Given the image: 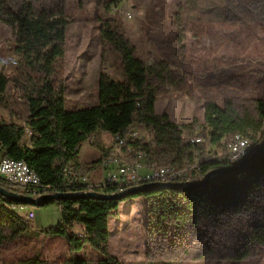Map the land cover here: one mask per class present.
<instances>
[{
	"label": "trees",
	"instance_id": "obj_1",
	"mask_svg": "<svg viewBox=\"0 0 264 264\" xmlns=\"http://www.w3.org/2000/svg\"><path fill=\"white\" fill-rule=\"evenodd\" d=\"M46 1L45 5H38L35 0H0V21L14 31L16 74L21 79L27 105L25 125L0 118V157L24 160L36 172L41 184L51 186L49 193L82 191L83 185L70 182L71 175L74 172L77 176L87 175L99 163L97 160L84 165L77 158L86 140L100 146L102 131L113 137L117 134L125 137L130 127L145 131L151 138L126 141L122 151L125 153L127 146L143 151L147 164L196 163L199 177L192 182L199 181L212 169L238 164L249 155L230 163L228 157L212 158L209 145L227 148L233 134L241 133L252 139V148H256L255 137L264 126V96L250 100L225 99L222 105L207 100L201 129L197 128L196 118L177 125L166 113H156L154 108L155 86L166 79L165 65L145 63L135 55L130 42L108 23L101 29L102 37L118 55L122 78L115 81L100 73L96 102L88 107L67 109L63 88L56 87L52 78L56 60L65 53L66 28L71 20L65 15L62 0ZM178 40L182 43L181 35ZM7 91L8 77L0 66V105L7 106ZM26 127L31 131L30 136L26 135ZM192 137L201 140L191 142ZM134 158V154L128 153L129 161ZM118 189L117 185H107L98 192L111 193ZM256 194L263 198L262 212L258 211ZM137 197L147 201L150 237L163 239L170 249L189 245L190 239L203 238L205 250L197 251V257L202 258L218 256L213 248L221 238L222 215L231 218L242 211L248 213L252 221L249 233L238 230L244 249L230 256L245 258L249 247L264 243V149L248 163L211 176L204 186L134 191L114 200L93 197L53 200L48 204L57 205L60 219L43 232L66 241L70 257L63 264H90L88 259L74 256L85 244L98 250L100 257L95 264H123L108 251V217L116 215L120 202ZM18 204L35 207L0 195V243L13 241L23 234L38 235L28 229L25 212L11 208ZM73 224L80 225L81 233L72 230ZM205 226L213 231L206 232ZM212 241L215 245H211ZM40 262L34 255L0 264Z\"/></svg>",
	"mask_w": 264,
	"mask_h": 264
},
{
	"label": "rangeland",
	"instance_id": "obj_2",
	"mask_svg": "<svg viewBox=\"0 0 264 264\" xmlns=\"http://www.w3.org/2000/svg\"><path fill=\"white\" fill-rule=\"evenodd\" d=\"M62 2L71 22L66 28L65 53L56 60L52 80L56 87L63 88L67 109L88 107L96 102L100 73L112 80L122 78L118 55L102 37L104 23L115 27L145 63L157 67L165 65L166 79L155 86L154 108L156 113H166L177 125L196 118L197 128L201 129L207 100L222 105L225 99L250 100L264 96V0ZM35 3L45 5L47 1L35 0ZM13 33L11 26L0 21V66L8 77L9 94L7 106L0 105V118L24 125L27 105L21 79L16 74ZM180 35L182 43L178 40ZM136 130L145 138H151L145 131ZM101 136L100 146L86 140L79 157L94 163L107 149H116L112 135L103 133ZM255 140L256 147L263 150L264 126ZM248 141L252 151L254 141L250 138ZM208 148L212 158L228 157L225 147L209 145ZM103 173L102 166L97 165L88 176L89 181L97 183ZM192 175L194 179L199 177L197 170ZM262 199L256 194L259 212L263 211ZM31 208L35 218L27 219L28 229L38 235L23 234L13 241L0 243V262L37 255L40 264H63L70 257L66 241L43 232L60 219L57 205ZM146 209V199L137 197L120 202L116 215L108 217V251L123 264H150V261L153 264H264V243L260 247H249L245 258H230L244 249L238 230L249 233L251 229L252 221L244 211L231 218L221 216V238L213 248L218 256L202 258L197 257V251L205 250L203 238L196 237L189 240V245L170 249L161 241L163 239L150 237ZM203 229L213 231L209 226ZM188 246L193 248L185 250ZM74 256L95 264L100 254L85 244Z\"/></svg>",
	"mask_w": 264,
	"mask_h": 264
},
{
	"label": "built area",
	"instance_id": "obj_3",
	"mask_svg": "<svg viewBox=\"0 0 264 264\" xmlns=\"http://www.w3.org/2000/svg\"><path fill=\"white\" fill-rule=\"evenodd\" d=\"M25 131L27 136L31 135L29 128L26 127ZM141 138H145V136L141 135L134 127L128 129L125 137L119 134L115 135L116 149H107L99 159V165L104 170L102 178L97 183L90 182L87 175L77 176L74 172L70 182L83 185V192L103 191L107 185H117L119 191L129 186L144 183L182 182L189 184L192 182L194 177L192 173L196 171V163L184 165L147 164L144 161L143 151H135L129 146H127L125 153L122 151L126 141ZM190 140L191 142H198L201 139L192 137ZM226 146L230 163L247 156L251 150L248 138L241 133H234ZM128 153L134 154L135 158L129 161L127 159ZM0 185L18 194L33 197L48 194L51 188L50 185L41 184L36 172L24 160L8 157H0ZM11 208L24 211L29 220L35 218V211L31 206L18 204L11 205Z\"/></svg>",
	"mask_w": 264,
	"mask_h": 264
},
{
	"label": "water",
	"instance_id": "obj_4",
	"mask_svg": "<svg viewBox=\"0 0 264 264\" xmlns=\"http://www.w3.org/2000/svg\"><path fill=\"white\" fill-rule=\"evenodd\" d=\"M260 151H261V148L256 147L249 153L247 157L243 158L238 164L212 169L208 171L202 179H200L199 181H194L190 184H185L182 182H176V183L155 182V183H144L140 185H133V186L123 188L120 191H115L111 193H100L96 191H89V192H83V191L59 192L58 191V192H53L49 194H42L37 197L18 194L0 185V195L4 196L6 199L15 201L17 203H24L25 205L31 204L34 206H43L44 204H48L49 202L53 200H62V199H68V198L82 199V198L93 197V198L102 199V200H114V199H121L122 197H125L126 195H129L130 193L134 191L154 190V189H162L166 187L183 188V187L189 186L190 188H193L197 186L206 185L210 177L215 174L226 173L231 169L237 168L239 166H242L248 163L250 160L255 158L257 153Z\"/></svg>",
	"mask_w": 264,
	"mask_h": 264
},
{
	"label": "crops",
	"instance_id": "obj_5",
	"mask_svg": "<svg viewBox=\"0 0 264 264\" xmlns=\"http://www.w3.org/2000/svg\"><path fill=\"white\" fill-rule=\"evenodd\" d=\"M210 9H205V11H209ZM115 80V79H114ZM115 81H118V80H115ZM103 133H107V132H104V131H102L101 132V135L103 134ZM101 139H102V136H101ZM113 140H114V137H113ZM91 143V142H90ZM92 144V143H91ZM80 153V152H79ZM104 153V152H103ZM102 153V154H103ZM100 154H101V152H100ZM100 157V155L98 156V159H100L99 158ZM93 160H90V161H88V160H83L82 158H80L79 157V155H78V158H77V162H79V163H81V164H84V165H87L86 163L87 162H90V163H93L92 162ZM89 163V165H91ZM97 165H99V163L97 164ZM96 165V166H97ZM95 168V167H94ZM94 168L87 174V176H90L91 175V173L93 172V170H94ZM80 226V225H79ZM78 226V224H73V227H72V230H74L75 232H77V233H81V231H82V229H81V227H79ZM36 229H40V227L39 226H36Z\"/></svg>",
	"mask_w": 264,
	"mask_h": 264
}]
</instances>
